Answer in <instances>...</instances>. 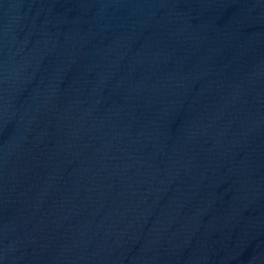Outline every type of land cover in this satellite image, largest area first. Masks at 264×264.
<instances>
[{
    "label": "water",
    "instance_id": "1",
    "mask_svg": "<svg viewBox=\"0 0 264 264\" xmlns=\"http://www.w3.org/2000/svg\"><path fill=\"white\" fill-rule=\"evenodd\" d=\"M0 264H264V0H0Z\"/></svg>",
    "mask_w": 264,
    "mask_h": 264
}]
</instances>
